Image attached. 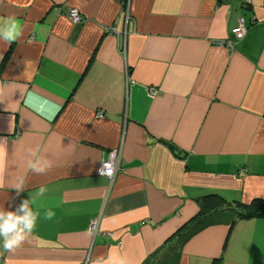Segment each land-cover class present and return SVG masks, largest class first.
Here are the masks:
<instances>
[{
    "label": "crops",
    "instance_id": "crops-1",
    "mask_svg": "<svg viewBox=\"0 0 264 264\" xmlns=\"http://www.w3.org/2000/svg\"><path fill=\"white\" fill-rule=\"evenodd\" d=\"M11 16L23 31L0 42V179L37 144L53 166L0 191L14 209L48 189L31 243L0 264H88L110 248L128 264H264V217L214 214L179 244L204 216L197 198L264 200V0H0V24Z\"/></svg>",
    "mask_w": 264,
    "mask_h": 264
},
{
    "label": "clouds",
    "instance_id": "clouds-1",
    "mask_svg": "<svg viewBox=\"0 0 264 264\" xmlns=\"http://www.w3.org/2000/svg\"><path fill=\"white\" fill-rule=\"evenodd\" d=\"M22 24L14 16L0 24V42L10 45L17 41L22 35ZM5 146L0 143V156H3ZM23 170L17 175H9L6 179H0V191L14 189L17 194L23 192L26 187L24 172L44 173L53 166V161L45 154V150L35 145L27 150V156L23 161ZM101 174L111 175V171L101 170ZM48 189L41 185L38 189L23 199L14 209L5 208L0 205V251L12 252L23 246L26 242L31 243L34 238L40 208L43 207L39 201L45 198ZM54 212L46 208L44 216L51 219ZM90 234L92 230L89 229ZM88 264H128L127 257L119 254L114 248H110L104 255L87 257Z\"/></svg>",
    "mask_w": 264,
    "mask_h": 264
},
{
    "label": "trees",
    "instance_id": "trees-1",
    "mask_svg": "<svg viewBox=\"0 0 264 264\" xmlns=\"http://www.w3.org/2000/svg\"><path fill=\"white\" fill-rule=\"evenodd\" d=\"M198 213L197 217L203 216V218L192 224L191 227L182 235L180 245L185 243V241L197 233L205 226L213 222L211 220V215L214 214H224L231 218L232 224L236 223L238 220L244 218H257L264 217V200L263 199H253L250 203L244 205H237V209H227L226 211L221 210L219 207L225 203V199L218 194H209L197 198ZM211 264H218L217 261H213Z\"/></svg>",
    "mask_w": 264,
    "mask_h": 264
},
{
    "label": "built area",
    "instance_id": "built-area-1",
    "mask_svg": "<svg viewBox=\"0 0 264 264\" xmlns=\"http://www.w3.org/2000/svg\"><path fill=\"white\" fill-rule=\"evenodd\" d=\"M68 17L75 23L80 22L81 16L76 9H71L69 11ZM246 25L244 19L242 17H238L237 23L235 27L232 29L233 36L236 40H240L245 32H246ZM107 32L115 33L117 30L114 27H107L105 29ZM218 45L231 47V41L229 40H219L217 41ZM101 114H99L100 116ZM120 163H121V149H113L107 153V155L102 159L100 166H99V173L101 174V170L104 169L105 172L108 170L111 171V175L104 174L105 177L109 179L110 184L112 183L114 177L120 170ZM102 175V174H101ZM99 226V219L98 217L92 218L89 222L88 229L92 230V233H96L98 231ZM109 236L112 237L111 233H108Z\"/></svg>",
    "mask_w": 264,
    "mask_h": 264
}]
</instances>
